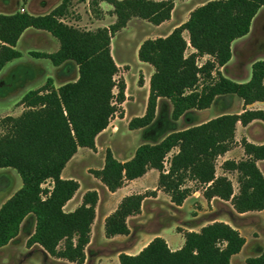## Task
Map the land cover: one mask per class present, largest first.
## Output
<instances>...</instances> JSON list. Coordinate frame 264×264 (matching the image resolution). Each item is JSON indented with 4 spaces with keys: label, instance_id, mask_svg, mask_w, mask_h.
I'll list each match as a JSON object with an SVG mask.
<instances>
[{
    "label": "trees",
    "instance_id": "trees-1",
    "mask_svg": "<svg viewBox=\"0 0 264 264\" xmlns=\"http://www.w3.org/2000/svg\"><path fill=\"white\" fill-rule=\"evenodd\" d=\"M72 1L62 0L42 16L0 14V71L8 62L20 58L15 46L29 28L46 31L59 43L56 53H33L35 58L48 59L55 67L72 63L78 68L75 81L55 89L47 80L43 87L22 97L20 105L25 110L20 116L0 120V169L15 170L22 182L21 188L0 207V248L18 236L23 221L31 216L35 230L27 247L38 245L52 258L83 264L98 194L86 192L75 211L64 212L79 184L62 179L61 173L79 148L95 149V138L108 127L115 104L124 101L125 85L114 80L118 68L111 55V39L132 18L156 26L168 21L174 4L173 0H91L92 8L99 2L110 4L115 22L108 28L85 31L62 21ZM262 7L264 0L209 1L192 10L187 21L167 37L145 40L137 58L154 72L149 80L145 113L130 120L128 129L148 128L149 133L158 126L159 121L153 126L152 123L159 98L171 103L172 121L189 111L208 109L220 96L234 95L245 106L264 101V60L252 64L251 77L245 83L233 82L219 72L232 57V43L250 32ZM183 32H187L188 40ZM189 48L195 53L187 54ZM204 56L209 60L199 66L197 59ZM139 84L142 86V79ZM114 89H118L115 96ZM254 120L264 123V112L245 110L239 115H221L201 125L170 132L154 144L140 145L125 162L117 161L107 150L103 168L91 173L109 192H115L126 181L154 169L159 172L158 188L176 206H181L191 193L186 183L194 182L204 187L205 199L230 201L239 214L261 211L264 177L256 162L264 161V145L242 140L248 158L223 164L224 169L238 173L236 195L227 178L215 177L216 160L232 148L236 124L246 126ZM161 133L162 130L157 135ZM174 150L177 152L168 158ZM143 199V195L136 194L121 200L105 218L106 238L129 234L127 219L140 213ZM244 244L237 230L224 222H214L198 233H184L179 250L171 251L162 238L155 237L137 255L121 253L118 260L119 264H230ZM246 264H264V248Z\"/></svg>",
    "mask_w": 264,
    "mask_h": 264
},
{
    "label": "crops",
    "instance_id": "crops-1",
    "mask_svg": "<svg viewBox=\"0 0 264 264\" xmlns=\"http://www.w3.org/2000/svg\"><path fill=\"white\" fill-rule=\"evenodd\" d=\"M152 1L158 2V1H163V0H152ZM209 1H215V0H173L174 8L171 12L170 19L168 21H165L162 24L156 26V25L150 24L149 22H147L145 20H141L138 18H132L127 23L126 27L122 30L129 29L132 24H134V26H136V28H139L141 25H147V27L149 29L148 32L151 34V36L150 37L145 36L144 38H142V40L138 41V45L136 46V49H135V52L137 55L139 46L145 40L167 37L175 28L181 26L183 23H185L187 21L189 14L192 10H194L195 8L201 6V5H203ZM61 2H62V0H43L40 2L39 6H31L32 2H30V5H29V0H2L0 2V14L9 15V14H13L15 12H20V13H27V14L33 15V16H42V15H46V14L50 13L52 10H54L56 7H58L61 4ZM77 4H78L77 6H83V7L86 6L88 15H85V13H82V16H79L78 12H75V14L70 15V18H73V19H72L71 23H69L70 22L69 18L66 19L67 16L69 15V13H71L69 10V13L67 14V16H65L62 20L64 23H66L69 26H73L75 28L80 29V26H76V24L81 25V24L86 23V24H88V28L83 29V30L94 31L97 29L108 28L110 25H112L115 22V16L112 14L113 8L110 4H108L106 2H99L98 6H97L98 8L97 7L95 8L98 11L97 16L99 18H97V19H95L92 16V14L89 10V7H90L89 0H85L83 3L77 2ZM263 9H264V7H262L258 11L257 15L259 13H261L263 11ZM21 10H23V12H21ZM99 22H102V24H98ZM72 23H74L75 25H73ZM251 26H252V24H251ZM183 37L185 40H188L187 32H183ZM234 42L231 45L232 57H231L230 61L233 58V53H234L233 44H234ZM15 49L20 53V55H21L20 58L15 59L11 62H8L3 67V69H5V67L7 65H9L10 63H13L14 61L19 62L20 60H23L25 58H27V59L31 58V59H36V60L43 59V60L49 61L48 59H44V58H35L32 54L33 53H42V54H48L49 55V54L56 53L59 49V43L48 32L29 28V29H26L22 33V35L20 36V38L18 39V41L16 43ZM191 53H195V51L192 48H189L187 50V54H191ZM207 60H209L208 56L200 57L197 59V64L199 66H201ZM229 62L226 64V66L219 68V72L221 73V75L223 77H225V78H227L233 82H236V83H245V82L249 81V79L251 77V72L248 73L247 71H246V74L244 75V79L238 80V81L232 79L234 77L230 73V71L228 70ZM138 63H139L138 64L139 68L142 69V71H143L142 75L144 77H143L142 81H143V86L146 89V97H145V102H146V100L148 98V94H149V80H150L151 75L154 72V69L148 64L142 63L140 61ZM253 63L248 64V66H247V69H249L250 71H251V66ZM115 64H116V66H119L116 62H115ZM70 65H72L74 67V72L76 73V77L73 80V81H75L78 78V68L75 65H73L72 63H65L63 65L55 67L51 64V66H50L51 71L50 72L52 74L45 75L43 71H40L39 74L42 76L41 77L42 79H40L41 80L40 83L37 85V87H34L32 89H28L26 91V94L30 91H34V90H37V89L43 87L46 84L47 80H49V79L52 81V86L55 89H58L60 86L66 84L68 82L67 80H68V73H69ZM17 69L25 70L27 68L21 65ZM2 70L0 71V73L2 72ZM22 78H23V81H21V83L18 82V80H19L18 78L16 79V82H18L17 86H20V87L22 86L23 88H25L26 84L34 81V79L36 77L34 76L33 72L30 69H28L26 75H24ZM70 82H72V81H70ZM23 83H25V84L23 85ZM22 97L19 99L18 102L21 101ZM235 97L236 96H234V95L220 96L214 100L213 104L208 109L201 110V111L192 110V111L187 112L182 117H180L177 121H173L174 129L171 132L181 131L184 129H188L190 127L201 125V124L206 123L207 121L214 119L216 117H219L221 115H226V114H238L239 115V114L243 113L245 110H249V111L261 110L264 112V101L255 102L251 105L245 106L241 99L239 102L238 109L236 111H232V104L235 101ZM22 107H23L22 105L19 106V108L22 109L20 111V115L25 110L24 107L23 108ZM165 108L167 109L168 113L170 114V110L172 108L171 103L166 99L159 98L157 101L155 118H154V121L152 123V126L155 125V123L157 121L158 113L162 109H165ZM143 115H141L140 117H142ZM129 121L130 120H128L125 124V127H127V128H128ZM256 124H259V125L263 124L264 125V123L259 121V120H254L246 126H243L240 123H237L235 135H234V143H233L232 148L228 152H226L224 155L219 156L216 160L215 177L227 178L232 184L233 195H236L239 191V185L237 182L238 173L235 171H229V170L224 169L223 164L225 162L238 163V162L248 158L244 154V150L241 146L242 140H245L248 143H251V144H254L257 146L264 145V138H263L262 142H256L253 139H251V137L249 135V129L253 125H256ZM157 125L159 126V124H157ZM158 126H156V127H158ZM155 128L149 132V134H150V135L148 134L149 136H147L145 134V138L155 139V140L158 139V141H160L163 137H165L167 135L166 134L163 137H161V135L158 136L157 131H155ZM147 129L148 128L138 129V130H129L128 129V135H131V133H133L135 131H142L143 133H147ZM107 130L108 129L106 128L104 131H102L100 134H98V136L95 138V149L94 150H90L87 148H79L78 149L76 154L71 158V160L66 164L65 168L63 169V171L61 173L62 179L75 181L76 179H73L72 177H70V175L65 176V172H66L68 166L70 165V163L73 162V160H77L78 162H80L81 160H80L79 156H81V158H83L82 156L87 157V156L94 154L95 151H99L98 140L100 138H103L104 140H109L111 137H114V136L119 134L118 133L119 130H117V126L111 132V134L110 133L107 134ZM158 141H156V142H158ZM156 142H154V143H156ZM154 143L144 142L143 144H154ZM109 151L111 152L110 148H109ZM176 152H177V150H175V153ZM133 155H134V153L131 155V157ZM131 157H129L126 160H121L119 162H125V161L129 160ZM103 166H104V161H103ZM256 166L264 177V161H257ZM102 168L103 167H101L99 170H101ZM165 169L167 170V164L165 165ZM1 170H3V169H0V171ZM0 177H1L0 178V184H1L0 187L3 188L5 186H8L9 185L8 177L4 174L0 175ZM93 178L97 181V183H100L103 193L107 194V197L110 201V208L112 207V210L109 214L100 218V222H99L100 234L102 235V237L104 239H110V241H112L114 239H119L122 237L130 238V241L127 242V245L124 248H122L115 255L110 256V264H119L118 256L121 253H125L128 255H137L155 237L162 238L166 242L168 248L171 251L179 250L184 244V233H186V232L198 233L201 230V228H203L209 224H212L214 222H224V223L228 224L229 226H231L232 228L237 230L241 236H242L241 228L250 229L249 231L252 232V234H251L252 241L249 242L246 237L242 236L245 239V244H244L242 250L240 251V253L243 251L244 248H246L249 245L250 248L252 249L251 254L253 256L250 258H256L259 256L260 252L264 248V242H263V244L260 243V240L264 239V209L261 211L247 212L244 214H239L233 209V206L231 205L230 201H224V200H221L217 197H214L210 200L205 199L203 196V192H204L203 186H200L198 189H194V190L190 186H188L191 189L190 195L184 200V202L182 203L181 206H176L173 203H171L170 197L166 193H164L161 189L158 188L159 172L154 170V169L148 170L144 176H142L138 179H135L132 181H126L123 184V186L121 188H119L118 190H116L115 192H109L106 189V187L98 179H96L94 176H93ZM76 182H78V184H79V189L76 191V193L74 194L72 199H70L65 204L63 210L66 213H71V212L75 211L82 204L83 195L86 192L96 191L98 194V202H97V205L95 208V219H94V222H95L97 219V206H98L99 202L101 201L100 193L98 192L97 189H88V190H85L84 192H80L81 184L78 180ZM189 183H194V182H189ZM13 194L6 195V197L0 201V207ZM136 194L143 195L144 199H143L142 204H141L140 213L135 215V216L128 217V219H127V226L129 229V234L127 236H115L112 238H106L105 237V231H104L105 218L115 211V209L118 207L119 203L121 202V200L124 197L130 196V195H136ZM161 194L165 196L166 201H163V202L159 201ZM160 203H164V205H165L164 208L166 209L164 212V216H165L166 220H169L171 225H168V226H166L160 230H157L155 232H149V231L142 230L143 221L147 218V216H150V215L158 216L162 213V210L156 206ZM145 204L153 205L154 207L149 209V212L147 213V212H144V210H143ZM223 209H225L226 211H221ZM179 215L188 216L189 219L188 220L180 219ZM207 218H216V219H212V221H206ZM217 218H220V219H217ZM131 221H134V222H132V226L130 224ZM23 227L26 229V234L28 235L27 240H28V238L34 233V230H35L34 218L31 216L26 217L25 220L23 221L21 227H20V231H19L18 236L14 240H12L10 243H8L6 246H4L0 249H4L6 247H9L13 243H15L17 241ZM92 227H93V224L91 226V232H92ZM177 227H179L181 229V231H176L175 229ZM167 229L171 230L172 232L175 231L176 234L179 236V239H175L174 237H168L166 235ZM148 235H150V237H151L150 240L145 245H143L140 249H138V246H139L138 242H142L145 239H147V237H149ZM91 238H92V236L90 234V242L92 240ZM90 242L87 245L86 250H85V261L83 264H91L93 261V258L95 256L94 254H90V255L87 254V249H88L89 245L91 244ZM31 247H37V249H39V251L41 252V255L43 258L55 259V258L50 257L48 254H46L40 246L33 245ZM240 253L233 256L231 258L230 262L232 261V259L234 257L240 255ZM89 256H90V258H89ZM247 259H249V258L244 259L245 264H246ZM55 260L62 261V263H65V264L66 263L67 264H73V263H69V262H67L65 260H61V259H55Z\"/></svg>",
    "mask_w": 264,
    "mask_h": 264
},
{
    "label": "rangeland",
    "instance_id": "rangeland-1",
    "mask_svg": "<svg viewBox=\"0 0 264 264\" xmlns=\"http://www.w3.org/2000/svg\"><path fill=\"white\" fill-rule=\"evenodd\" d=\"M2 0H0L1 2ZM43 0H29L32 2L31 6H39L40 2ZM91 0H89L90 2ZM79 3V2H78ZM77 0H73L69 15L66 19L69 18V23H71L73 18H70L71 14H75L78 12L79 16H82V13L88 15L87 7L77 6ZM96 7L90 6L89 10L92 16L97 19V9ZM98 8V7H97ZM67 21V20H66ZM254 22V23H253ZM252 26L250 28V33L246 36L237 39L233 44V58L228 64V70L233 75L234 80H242L244 79V75L246 71L250 73L251 71L247 69L248 64H251L255 61H261L264 59V9L261 13H259L253 20ZM75 25L74 23H72ZM98 24H102L99 22ZM76 26H80V30L87 29L88 24H76ZM79 29V28H78ZM95 31V30H94ZM149 29L147 25H141L139 28H136L134 24L127 30H121L111 39V54L113 60L119 65L117 66L118 71L114 77L116 84L124 83L125 91H124V101L121 104H115V113L110 119L109 125L107 127V134H111V132L117 126V130H119V134L111 137L109 140H104L100 138L98 140L99 151H95L94 154L90 156H82L80 157V162L77 160H73L68 166L65 176L70 175L75 181H79L81 184L80 192H84L88 189H97L100 193L101 201L97 206V219L93 223L92 227V240L91 244L87 249V254H94V258L91 264H110V256L115 255L122 248L127 245V242L130 241V238L122 237L119 239H114L110 241V239H104L99 232V222L100 218L109 214L112 210L110 208V201L107 197V194H104L102 191V187L100 183L93 178L92 171L99 170L103 167V161L106 154V151L111 150L113 157L118 160H126L134 153V151L142 145L144 142L146 143H154L158 141V139H149L145 138V133L142 131H135L128 135V128L125 127V124L128 120H132L133 118L140 117L145 113L147 100L145 102L146 97V89L139 84V80L143 79L142 69L139 68V61L137 59V55L135 52L136 46L138 45V41L142 40V38L150 37L151 34L148 32ZM24 66L27 69L19 70L17 69L20 66ZM51 63L47 60L43 59H23L19 62L14 61L5 67L0 73V120L4 117H18L20 115L19 108L20 102L19 99L26 94L28 89H32L37 87L40 83V79H42L39 74L40 71H43L45 75L52 74L51 71ZM30 69L34 76L36 77L34 81L26 84L25 88L22 86H17L18 82L21 83L23 81V76L26 75L27 70ZM19 79L16 82L17 78ZM76 77V73L74 72V67L70 65L69 73H68V82L73 81ZM143 82V81H142ZM203 83L202 81L200 84ZM25 83H23L24 85ZM118 89H114V96L117 94ZM115 101V100H114ZM240 99L235 97V101L232 104V111H236L239 106ZM23 108V107H22ZM171 111L168 113L167 109H162L157 116V121H159V126L155 128V131H161V137L170 133L174 129L173 121L171 120ZM179 126V125H178ZM180 127V126H179ZM177 128V127H176ZM2 133V129L0 127V134ZM149 133L147 132L146 135ZM249 135L251 139L256 142H262L264 138V125H253L249 129ZM99 153V154H98ZM175 153V150L168 156ZM167 164V162H166ZM165 164V165H166ZM6 175L9 179V185L3 188L0 187V201L6 197L8 194H13L22 186L21 179L17 172L13 169H3L0 171V175ZM1 178V177H0ZM1 185V184H0ZM187 186H190L193 190L198 189L200 186L194 183H186ZM45 188H48L49 185H44ZM155 193V192H154ZM159 201H166L164 195L161 194ZM158 208L162 210V213L158 216L150 215L143 221L142 230L155 232L160 230L168 225H171L169 220L165 219L164 212V203H160L156 205ZM153 205H144V212H149V209L153 208ZM200 208V207H199ZM221 211H226L225 209ZM180 219L188 220V216L179 215ZM212 219L216 218H207L206 221H212ZM220 219V218H217ZM131 221V226H132ZM242 225V224H241ZM176 231H181L179 227L175 229ZM250 229L241 228V234L243 237H246L249 242L252 241ZM166 235L168 237H174L175 239H179V236L176 232H172L167 229ZM147 239L142 242H138V249H140L143 245H145L150 240V235H148ZM28 235L26 234V229L23 227L17 241L6 247L4 249H0V264H65L62 261H57L55 259L43 258L41 252L37 247H27ZM264 239L260 240V243L263 244ZM251 248L248 245L240 255L234 257L230 264H245L244 259L253 257L251 254ZM90 258V256H89ZM67 264V263H66Z\"/></svg>",
    "mask_w": 264,
    "mask_h": 264
},
{
    "label": "built area",
    "instance_id": "built-area-1",
    "mask_svg": "<svg viewBox=\"0 0 264 264\" xmlns=\"http://www.w3.org/2000/svg\"><path fill=\"white\" fill-rule=\"evenodd\" d=\"M21 12H23V10H21Z\"/></svg>",
    "mask_w": 264,
    "mask_h": 264
}]
</instances>
